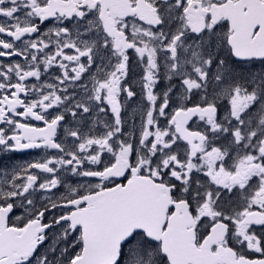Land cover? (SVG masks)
Masks as SVG:
<instances>
[{
    "label": "snow or ice",
    "instance_id": "obj_1",
    "mask_svg": "<svg viewBox=\"0 0 264 264\" xmlns=\"http://www.w3.org/2000/svg\"><path fill=\"white\" fill-rule=\"evenodd\" d=\"M0 264H264V0H0Z\"/></svg>",
    "mask_w": 264,
    "mask_h": 264
}]
</instances>
